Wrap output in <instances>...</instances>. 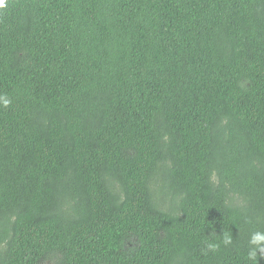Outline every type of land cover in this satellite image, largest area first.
Here are the masks:
<instances>
[{
  "label": "trees",
  "instance_id": "obj_1",
  "mask_svg": "<svg viewBox=\"0 0 264 264\" xmlns=\"http://www.w3.org/2000/svg\"><path fill=\"white\" fill-rule=\"evenodd\" d=\"M0 264H264V0H0Z\"/></svg>",
  "mask_w": 264,
  "mask_h": 264
}]
</instances>
